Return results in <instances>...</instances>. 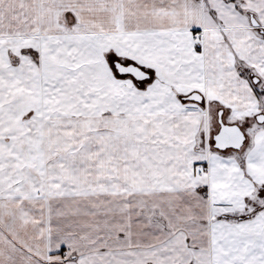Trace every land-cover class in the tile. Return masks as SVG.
Returning a JSON list of instances; mask_svg holds the SVG:
<instances>
[{
    "label": "snow or ice",
    "instance_id": "snow-or-ice-1",
    "mask_svg": "<svg viewBox=\"0 0 264 264\" xmlns=\"http://www.w3.org/2000/svg\"><path fill=\"white\" fill-rule=\"evenodd\" d=\"M0 264H264V0H0Z\"/></svg>",
    "mask_w": 264,
    "mask_h": 264
}]
</instances>
